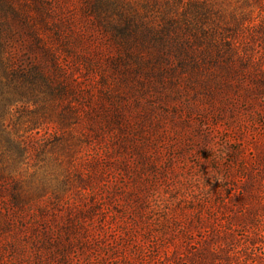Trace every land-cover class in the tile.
<instances>
[{
    "label": "rangeland",
    "instance_id": "1",
    "mask_svg": "<svg viewBox=\"0 0 264 264\" xmlns=\"http://www.w3.org/2000/svg\"><path fill=\"white\" fill-rule=\"evenodd\" d=\"M42 3L0 0V264H264V0Z\"/></svg>",
    "mask_w": 264,
    "mask_h": 264
},
{
    "label": "trees",
    "instance_id": "2",
    "mask_svg": "<svg viewBox=\"0 0 264 264\" xmlns=\"http://www.w3.org/2000/svg\"><path fill=\"white\" fill-rule=\"evenodd\" d=\"M38 1H39V5H38L37 9L47 6L46 4L42 3L43 0H38ZM24 23H26V20L24 21ZM26 25H27V23H26ZM130 25L132 26L131 23H130ZM130 25L128 23L125 26V28L123 29V31L130 29L131 28ZM131 30H133V29H131ZM14 75L16 76L15 79L20 80L22 82H29V84L33 85V65H31V67L29 69H26V71H21L18 74H14ZM60 88L63 89L62 87H60Z\"/></svg>",
    "mask_w": 264,
    "mask_h": 264
}]
</instances>
